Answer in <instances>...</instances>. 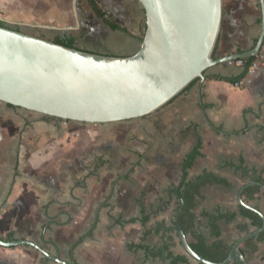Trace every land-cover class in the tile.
<instances>
[{"label":"crops","instance_id":"crops-1","mask_svg":"<svg viewBox=\"0 0 264 264\" xmlns=\"http://www.w3.org/2000/svg\"><path fill=\"white\" fill-rule=\"evenodd\" d=\"M97 2L121 29L113 30L98 17L88 0H73L71 5L69 0H27L29 6L22 7L21 13L38 19L58 6L65 12L62 25H46L70 30L68 37H74L79 48L115 56L135 54L146 30L141 3ZM18 3L20 0H3L2 5L20 13L14 9ZM261 22L260 0H223L214 58L254 48ZM42 35L52 38L58 34ZM242 70L239 60L214 65L180 100L149 118L131 122L68 121L0 101V239L32 241L76 264H173L170 257L156 253L169 243L173 255L187 256L189 261L180 264H200L186 254L177 233L170 229L179 202L181 164L199 135L202 155L189 169L187 180L209 171L226 178L232 187L208 184L202 189V197L192 209L196 228L187 236L193 241L194 235H204L212 243L215 238L205 213L230 209L237 216L229 223L220 222L221 238L234 244L248 233L238 226L251 225L240 214L238 194L254 181L252 172L244 176L237 168L241 158L263 178L262 191L242 196L243 200L264 214V42L239 86L215 77L237 76ZM220 190L226 191V199ZM143 216H149L147 222ZM229 226L232 239L225 232ZM140 243L148 248L135 247ZM242 250L246 264H264V240L256 237ZM0 264L59 263L31 246L0 245Z\"/></svg>","mask_w":264,"mask_h":264},{"label":"water","instance_id":"water-1","mask_svg":"<svg viewBox=\"0 0 264 264\" xmlns=\"http://www.w3.org/2000/svg\"><path fill=\"white\" fill-rule=\"evenodd\" d=\"M146 14L140 49L115 56L72 48L15 28L0 26V101L57 119L106 124L149 116L168 105L193 81L204 79L210 67L256 56L264 42V0L261 30L251 50L214 58L223 20V0H138ZM240 205L257 213L262 225L237 239L222 262L210 261L191 247L180 220L184 197L170 227L186 254L200 264H246L242 246L264 232V214L243 200ZM0 245L31 246L59 264L67 262L28 240Z\"/></svg>","mask_w":264,"mask_h":264},{"label":"trees","instance_id":"trees-1","mask_svg":"<svg viewBox=\"0 0 264 264\" xmlns=\"http://www.w3.org/2000/svg\"><path fill=\"white\" fill-rule=\"evenodd\" d=\"M88 1L92 6L94 12L97 14V16L102 18L106 22V24H108L113 30L121 29V27L116 22H114L112 19L109 18L108 13L99 7L97 0H88ZM0 26H7V24L4 21H0ZM15 29L18 31H22L19 26H17ZM33 35H36L41 38L49 39L55 43L62 44L68 47L79 48L75 43L74 37L56 35L52 38H46L42 34L35 33ZM241 60L243 61V70L237 76L223 77L217 75L215 77L217 79L226 80L233 84H236L237 82H241L244 79V77L250 72L251 67L253 66L256 60V56H252ZM196 81L197 80L193 81L186 89H184L179 95H177V97L185 94ZM175 98L169 104H171L175 100ZM50 118H54V117H50ZM202 144H203L202 138L198 135V139L195 146L186 155L185 159L181 164V173L179 175L181 180L179 187L177 188L178 194L183 196L185 200L184 211L182 213L180 223L182 228L187 234L191 233L192 229L194 232V229L196 228V217L192 213V209H194L198 205V201L200 197H202L201 195L202 189L208 184H220L226 188L232 187V183L229 182L226 178L220 177L219 175L209 171H204V173L197 176L194 180H187L189 169H191L194 166L197 158L202 155L201 152ZM237 168L243 171L244 176H248L250 172H252L253 177L251 181L255 182V184L245 187V189L242 192V196L247 197L260 193L263 187L262 185L263 178L261 176H257L254 169L249 170L243 158H241L240 164L238 165ZM178 207H179V202L177 203L175 209L176 212L178 210ZM142 213H143V209H142ZM240 214L251 221L250 226L254 227V229L259 228L262 225L261 217L257 213L251 211L250 209L242 205H240ZM205 215L208 216L211 226L212 236L215 238V240L212 243H210L209 240L204 235H194V240L191 241L188 239V241L191 247L193 248V250L197 252L199 255L203 256L204 258L210 261L222 262L228 257L233 244H228L224 239L221 238L222 231H221L220 222L226 221L229 223L235 220L237 213L230 209L223 210L222 208H217L215 212L213 213L207 212L205 213ZM144 216H143V222H147L149 216L146 217ZM135 220L136 219H131V221H135ZM250 226L248 224H240L238 226V229L241 232L246 233L250 231ZM257 239L264 240V232L261 233L257 237ZM253 240L254 239H251L249 240V242H246L245 244L246 245L250 244L251 242H253ZM169 245H170L169 243L166 244L164 248L160 249L156 253L159 256L170 257L172 259L173 264L187 263L189 261L187 256L185 255H177V256L173 255V253L169 251ZM135 247L146 248V249L148 248L142 243L136 244ZM231 264H237V263L236 261H234Z\"/></svg>","mask_w":264,"mask_h":264},{"label":"rangeland","instance_id":"rangeland-1","mask_svg":"<svg viewBox=\"0 0 264 264\" xmlns=\"http://www.w3.org/2000/svg\"><path fill=\"white\" fill-rule=\"evenodd\" d=\"M64 1H68V0H64ZM20 2H21V4L18 3L16 5V7H14L15 10L20 9V11H19L20 13H16V12L11 11V10L8 11L7 8H5L4 5H2L3 0H0V21H4L7 24V26H9L11 28H16L17 26H19L22 30H24L25 32H28V33H37V34H43L44 33L48 37H52L55 34H58V35H61V36H69L70 30H59L58 28L57 29H53L52 26L48 27L49 23H50V25H51V23L55 24V25L56 24L57 25H62L61 23L63 22V17H64V13L65 12H62V11L58 10V6L52 7L51 10L47 9L48 11L45 14L42 13L44 15H42L40 18L37 19L36 17L35 18L31 17V15L29 17V16H27L25 14H22L21 13V12H23L22 11V7L23 8H27V6H29V5L27 3V0H20ZM72 2H73V0H69V3H70L69 5H71ZM44 3H47V2H44ZM80 7L82 9L81 5H80ZM31 9L34 10L36 8L35 7H31ZM39 9H43V6H41V4L39 5ZM71 12L74 13V9L73 8L71 9ZM82 12H80V14H79L81 16V18L85 17V14L82 13ZM109 16L111 17V15H109ZM39 21L42 22L41 23L42 25H40L38 23ZM46 24H48V25H46ZM144 25H145V22L143 20V26ZM35 26H37L39 28H35ZM75 35L77 36V38L78 37H82L80 34H75ZM143 36H144V32L142 33V38H143ZM180 98L181 97L178 96L177 98H175V100L173 102H176V101L180 100ZM161 110H162V108L160 110H158L157 112H155V113H158ZM155 113H153V114H155ZM153 114H151V115H153ZM145 117H148V116H145ZM137 119H139V118H137ZM133 120L134 119L128 120V121L131 122ZM114 123H116V122H114ZM125 123L127 124L128 122H125ZM145 132L146 133H150V135L152 133V132H147V129H145ZM151 139H150V141H151ZM127 148H129V146H127ZM232 192H233V194H232L233 200L232 201H235L236 193H234V191H232ZM144 193H145V191H144ZM219 194L222 196L223 199H226L227 193H226L225 190H220ZM230 230H231V226L225 228V232H226L227 238L230 237V239H232L231 238V234H230V232H231Z\"/></svg>","mask_w":264,"mask_h":264},{"label":"built area","instance_id":"built-area-1","mask_svg":"<svg viewBox=\"0 0 264 264\" xmlns=\"http://www.w3.org/2000/svg\"><path fill=\"white\" fill-rule=\"evenodd\" d=\"M239 61L243 65V61L242 60H239ZM236 85L239 86L240 85V82H237Z\"/></svg>","mask_w":264,"mask_h":264}]
</instances>
